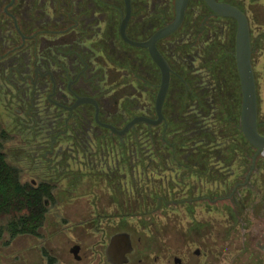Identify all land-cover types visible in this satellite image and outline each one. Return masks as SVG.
<instances>
[{
	"label": "rangeland",
	"instance_id": "374dc122",
	"mask_svg": "<svg viewBox=\"0 0 264 264\" xmlns=\"http://www.w3.org/2000/svg\"><path fill=\"white\" fill-rule=\"evenodd\" d=\"M91 1L96 6H104L106 8V20L104 24H101V29L103 30L97 31V33L96 30H85L84 37H81L83 41L81 42L78 55L87 65L85 70L87 69L88 77L92 79L95 88H99L100 86L102 90H105V93L107 92L106 98L109 99L113 110H122V118L123 121L125 120L122 126L134 115L149 117L156 115L155 103L160 87L161 71L151 59L148 51L145 49H133L134 46L127 44L122 39L119 28L125 13V1ZM132 1L134 17L131 20L128 33L130 37H134L132 39L147 40L154 31L147 19L148 13L153 10L151 9L152 4L149 2L150 0ZM40 2L42 0H39ZM82 2L84 7L89 5L86 0H82ZM157 3L154 13L158 12L161 14V12L168 10V16H165V20H173L175 16V0H157ZM21 6L23 5L21 4ZM190 7L191 10L188 13L187 20L189 27H182L174 37L167 41L170 44L172 42L173 50L177 53L176 55H179V48L183 45L179 43L183 41L180 38L182 36H187L186 38L193 37L192 33H195V26L201 15L202 9L199 0H192ZM248 7L251 29L256 33L258 29L257 23H259V25H262L261 31L264 32L263 4L253 6L254 13H252L250 4ZM42 8L47 12L45 15L42 14V17L46 19L42 22L51 26L55 25V21L52 19H54V15L56 16V14L59 15L60 13H52L48 5H43ZM253 16L255 21H253ZM163 23L160 21L158 24L162 25ZM222 28H224L223 34L218 36L217 57L218 60L223 61V65L225 61H229L228 67H231L233 61L229 52H232V36L235 34V30L232 22L226 23V26L224 24ZM49 29L51 32H54L57 28ZM188 31L191 35L187 33ZM35 32L28 31V34ZM10 34L12 38L18 39L16 31L10 32ZM47 34H50V32H47ZM43 35L42 38H51L49 35L47 37L45 33ZM85 37H89L90 41ZM38 42V45L36 44L37 48L44 41L38 39ZM47 42L45 44H48ZM194 44L196 43L194 42ZM261 48L264 49V41L261 42ZM45 49L46 47L44 51ZM258 52L261 53H255L254 55L256 62L255 74L261 77L264 67V50H259ZM104 54L105 58H103ZM174 57H172L170 62L174 64L175 70H177L180 67L178 64L180 61ZM99 63L105 64L107 74L99 71L97 67ZM200 66L203 67V65ZM198 67L199 65H196V68ZM223 67L225 68V66ZM228 71L230 72L228 75L226 74V68L223 70V73H220L223 74V80L227 75V82L232 76L231 70L228 69ZM3 77L5 76L3 75ZM0 78H2L1 75ZM193 80L194 77L192 78L191 87L193 90L189 92L175 79V75L172 76V87L169 90L168 100L164 105V115H166V120L168 121L165 125V129H168L167 142L171 143L173 141L171 136L175 135L173 132L177 129H180V134L177 136H181L179 139L183 138L184 141V134L189 130L185 119L188 117L185 111L189 106L204 107V115L207 118L206 124L210 125L211 128H216V133L212 130V134L207 136V139L217 138L218 140H229L231 142L235 140L237 152L231 148L226 154H223L224 159H229L230 161L236 156L238 161L235 162L236 165L232 166V168H240L244 164L245 159L243 157V144L240 138L242 135L238 132L236 133V129L233 127L234 121L232 115L235 112H233L232 99L226 93L225 88V93L219 96L221 107L219 108L218 106V109L215 111L216 116L221 118L222 122H216V118H213L214 111L209 107L206 109V105L210 106V102H207L203 89L209 91L208 84H204L203 82L197 84L200 79L195 78L194 82L197 85H194ZM224 81L226 83V80ZM259 82V90L261 91L260 107L264 115V83L263 80ZM228 84H230V81ZM195 86H200V88H196ZM0 91V111L3 112L10 103L4 100L5 89L3 90L0 87ZM70 101L74 100L71 99ZM9 107L13 110V107ZM144 111L148 113L146 114ZM5 118L6 114L4 116L0 115V121L2 119L5 120ZM61 123L62 121L56 126L59 132L57 131V136L54 138L53 143H44V139L34 140L28 134L29 137L24 136L28 144L22 141L15 146L12 143L6 146L9 162L15 163L23 169L24 181L40 182L48 180L52 183L54 189L52 190V195L43 197V201H47L48 211L44 226L40 229V235H20L9 246H5L3 242H0V264H41L43 260L40 254V246L44 247L45 245L69 252V247L76 240L71 232L80 228L76 224L89 213H96L97 211L104 215L103 219L109 215H114V218H106L107 220L102 221L100 225L108 232L106 240L112 233L118 231L130 232L132 233L134 248H136L138 253H145L147 249L152 248L154 264H174V256L181 257L185 264H205L209 259L199 258L195 254V250L198 248H202L203 250L205 247L216 253L214 264H230L231 261L234 264H264V224L257 223L256 219L251 218L252 216L246 213L243 199L237 204L239 216L236 215L231 204L227 202H215L216 185L213 179L210 182L209 171H206V169H193V167H187L188 169L178 168L177 159L174 160L170 157L171 151L169 148L164 153L161 151L154 153L153 151L155 150L148 152V156H150V153L154 159L152 162L145 160V167L142 168L139 162L137 163L133 160L131 164L130 159L123 160V154H128V152L122 151L119 148V144L113 143L114 139L108 137L103 139V141L98 139L97 143H94V145L102 144L104 146L103 151L100 149L102 151L100 154H102L96 155L99 158L98 160L96 159V162L98 167L102 169L106 167H120V181L123 188H118L119 186L117 187L113 180L110 187L111 190H107L109 185L102 180L103 177L100 174L87 175L88 171L86 168L88 167H82L79 162V160L81 162L84 161L82 157L78 161H64L60 164L61 167L58 170L55 169L56 160L51 152L58 151L63 145L74 147L76 144H79V142H76V139L72 140L70 136L66 137L64 135L66 127L64 128V125ZM23 125L24 127L30 125L29 127L34 128L33 123L24 122ZM68 134H71V131ZM74 134L76 133L74 132ZM96 135L105 136L107 133L102 131L96 133ZM186 136L187 140H192V136L195 137V133L193 135L186 134ZM143 137L146 136L142 131L138 139L145 140ZM29 138L30 140H28ZM174 140L177 142L176 136ZM127 143L126 145L131 147L133 141L131 142L128 139ZM178 148L179 146L176 147L175 152L179 151ZM78 149L76 150L80 152ZM155 158H158V160ZM164 159H167L165 160L167 169L172 167L175 172L166 170V173L161 174L159 177L153 171L155 166L162 164L161 160ZM69 162L70 165H68ZM78 162L79 164H77ZM67 167L69 168L68 170H66ZM130 167L134 170H130ZM62 170L68 172L70 175L62 174L63 172H60ZM194 170L203 172L202 178L199 179L195 175H192L193 172H196ZM183 174H187V178H182ZM163 177H166L164 182L161 179ZM175 177L179 180L181 179V183H177ZM258 178L259 183L264 185V170H262ZM227 179L231 180L233 178L227 175ZM253 179L256 180L255 177ZM124 184L128 186L125 187ZM145 187L151 190L146 193L147 195L145 194ZM131 188H138L139 195L136 191V195L134 196L136 200H138L139 196L141 197L138 202H134L132 198L125 196V192H130ZM245 194L248 195L247 192ZM249 194H251V191ZM97 198L101 201L99 209L97 208V204L96 208L92 205ZM255 199H260V197L255 196ZM82 229L85 228L83 227Z\"/></svg>",
	"mask_w": 264,
	"mask_h": 264
},
{
	"label": "flooded vegetation",
	"instance_id": "af4514ba",
	"mask_svg": "<svg viewBox=\"0 0 264 264\" xmlns=\"http://www.w3.org/2000/svg\"><path fill=\"white\" fill-rule=\"evenodd\" d=\"M28 1L29 0H23L21 2H18V0H0V75L2 76V78L6 77V79L11 78L12 76V78L18 79L21 82L20 85L24 90L26 99L30 101L27 112L30 120L27 119L26 123H32L33 117L36 115L44 124H47L48 122V125H50L51 128L45 131L46 136H41V139H44V143L54 142V138L57 136L56 133L57 131L59 132V130L56 129V126L60 121H62L61 124L64 125V128L66 127V129H64V135L66 137L70 136L72 140L76 139L77 143L79 142V144H76L74 147L63 145V147H60L58 151L51 152L54 156V159L57 161H55V169L58 170V168L61 167L60 164L64 161H78L79 159H81L80 157H82L84 161L81 162L79 160V162L82 167L84 166L89 168H86V170L88 171V176L89 174H100L103 177L102 180L109 185L107 190H111L110 187L112 186L113 180L114 184L117 185V187L119 186L118 188H123V185L121 184L122 182L120 181V167H106L104 169L98 167L96 159L98 160L99 158L96 155L99 156L102 154H100V152L103 151L104 146L102 144L94 145V143H97L98 139L103 141V139L110 137V139H114L113 143L116 142L117 144H119V138L128 134L131 129L138 124H146L149 126H158L160 124H164L165 126L168 121L166 120V115H164V107V117L160 124L150 125L148 123L141 122L137 125H134L126 134L119 135L117 133H114L110 128L104 127L102 124L97 122V107L94 104L83 103L74 106L79 97L93 98L99 106V120L102 123L110 124L117 129H122L130 120L138 116L134 115L130 120H128V122H125L124 126H122L123 122L125 121H123L122 118V110H113L109 99L106 98L107 92L105 93V90H102V87L100 86L99 88H95L94 83H92V79L88 77V72L86 71L87 69L85 70V68H87L86 63L78 55L79 49L81 48V42L83 41L81 37H84V31L96 30L97 33V31L103 30L101 29V24H104L106 20V8L104 6H96L91 0H86V2L89 3V5L86 7L83 6L82 0H48L46 2L45 0H42V2L40 3L39 0ZM191 1L192 0H189L184 21L178 30L182 28L185 21L187 20V12L190 8L189 6L191 5ZM217 1L224 2L238 8L248 18L251 36V61L257 92V125L258 130L260 129L259 132L264 135V115L261 112V91L259 90V81L263 80L264 83V67L263 75H261V77L256 75V62L254 57L255 53L263 52H258L259 50H264L263 48H261V42L264 41V32L261 31L262 25H259V23H257L258 29L257 32L254 33V30L251 29L250 18L248 16V5L250 4L252 13H254L252 7L261 4H263L264 6V0ZM149 2L152 4L151 9L153 10L148 13L147 19L151 23L150 25L152 30H154L151 34L152 36L157 30L171 23L174 20L175 16L171 21L165 20V16H168V10H165V12H161V14H159L158 12L154 13L156 11L155 7L158 4L157 0H150ZM199 2L201 5L205 4L206 7L210 8L206 0H199ZM247 3L248 5H246ZM21 4L23 6H21ZM43 5H48L52 13H60L59 15H54V19H52L55 21V25L51 26L46 24L45 22H42L43 20H46L44 17H42V14L45 15L47 13L45 9L43 10ZM205 6L204 8H201L202 11L200 13L205 17L203 19L204 24L202 26H195V28L198 30H204L205 37L202 40V43L206 46L204 47L203 51H201V54L196 53V55H199L202 58V60H200L203 63L204 70L207 66L208 61L217 55L218 16H221L217 11L210 8V16L207 17V10ZM133 9L134 8L132 1V13L127 27V33L128 28L131 24V20L134 17ZM226 18L232 21V25L235 30V34L232 36V52H229V54L232 58V61L234 60L237 66L239 80H235L232 78L230 80L229 87H227L229 90V97L230 99H232V103H234L233 98L236 91H240V93L242 94V84L237 64L238 21L233 17ZM160 21L164 23L162 25H159L158 23ZM253 21H255L254 16ZM55 27L57 28L56 31L51 32L49 28L55 29ZM14 31H16V33L18 34V39L12 38L11 36L10 32ZM28 31L36 32L28 34ZM47 32H50V34H47ZM176 32H174V35L176 34ZM43 33H45L47 37L49 35V37L51 38H42V36H44ZM172 35L173 34H171L170 36ZM167 38L168 36L160 39L157 42V48L169 63L172 72L171 75L174 76L176 72L171 66L170 60H172L173 56L176 57V54L173 50V46L170 43H167ZM184 38L186 37L182 36L180 40H183ZM38 39H41L44 42L40 43L37 48L36 44L39 43ZM86 39L90 41L89 37H87ZM208 39L210 40L209 42ZM45 42H47L48 44H45ZM197 44L201 45L199 42ZM207 45H209V47H207ZM45 47L46 49L44 51ZM85 48L88 49L87 47ZM208 48L210 49L209 58H207ZM146 50L148 51V49ZM205 51L206 56L204 55ZM103 58H105V54L103 55ZM97 67L100 72L107 74V68L105 67L104 63L97 64ZM211 68L215 69V67L213 68L212 66H210V69ZM3 75L5 77H3ZM71 99H73L74 101H70ZM144 112H146V114L148 113L147 111ZM150 118H157V114L151 116ZM33 124V126L36 125L35 123ZM29 126L30 125L26 126V128H32ZM69 127H71V129H69ZM33 129L34 128H32V130ZM41 129L39 131L40 133L43 132ZM69 131H71V134H68ZM102 131L104 133H107V135H105L106 137L102 135H96V133ZM74 132L76 134H74ZM76 149H78L80 152H78ZM70 162L68 163V165H70ZM79 162L77 164H79ZM68 169L69 168L67 167L66 170ZM130 170L134 169L130 167ZM60 172H63L62 174H67L68 176L70 175L68 172L63 170ZM101 184H103V182H101ZM124 185L125 187L128 186L126 184ZM135 195V188H131L130 192H125L126 197H130L134 202H138V200L134 198ZM96 204L97 208L99 209L101 207V201H99L98 198L95 199V201L92 203L94 208H96ZM103 217L104 215H102L98 211L96 213H89L82 220H80L78 224H76L77 227H80L79 229H75L74 231L72 228L73 231L71 232V234L76 240H74L73 245L69 247V252H64L59 248H54L52 246L48 247L47 245H45L44 248L47 250L49 257L53 259L52 264H154L152 257L153 254L151 251L152 248L147 249L145 253H138L133 245L132 233L127 232L130 236H123L118 240H114V238L118 234L125 232L118 231L110 234L108 236V239L106 240L108 232L100 225L102 224V221L107 220L106 218H114V215H109L105 217V219H103ZM83 227L85 229H82ZM126 243H128V246L125 245ZM44 248L43 246H40V254L43 260V263L41 264H51L48 256H46L44 253ZM130 249L131 252L129 251ZM208 250L209 249L207 247H205V249L203 248V250L202 248H198L197 250H195V254L199 256V258L203 257L204 259H209V261L205 262V264H214L216 253L211 249L209 251ZM157 259H159V257H157ZM173 261L174 264H185L179 256H174ZM230 264H234L233 261H231Z\"/></svg>",
	"mask_w": 264,
	"mask_h": 264
},
{
	"label": "trees",
	"instance_id": "16d2710c",
	"mask_svg": "<svg viewBox=\"0 0 264 264\" xmlns=\"http://www.w3.org/2000/svg\"><path fill=\"white\" fill-rule=\"evenodd\" d=\"M204 6L205 4H202L201 8H204ZM205 8L207 10L206 16L209 17L210 8L206 6ZM190 10L191 7L187 12V20ZM204 18V15H201L196 25L202 26L204 24ZM187 20L182 27H189ZM225 22L231 23L232 21L226 17L218 16L217 37L223 34L224 28H222V26H224V24L226 26ZM187 33L191 35L189 31ZM192 35L193 37L184 38L183 41L179 42L181 45L183 44L181 48H179V55H176L177 60L180 61V63H178L180 67L175 70L176 68L174 67V64L170 62L171 66L173 65L172 67L176 72L175 79L179 81L181 85L189 92L193 90V88H191L193 77L194 80L195 78L200 79L197 84L200 82L208 84L209 91L203 89L204 94L207 97V102H210V106L206 105V109H208V107L211 108L214 111L213 118H216V122H222L221 118H218L215 112L218 109V106L219 108L221 107L219 96H222L223 93H225V88L226 93L229 94L227 87H229L228 82L232 78L239 80L237 66L234 60L233 65L231 63V67H228L229 61H225V64L223 65V61L218 60L216 55L211 59L212 62L211 60L208 61L204 70L203 67L200 66L203 65L201 61L202 58L199 55H196V53L201 54V50L203 51L204 47L206 46L202 43V40L205 37L204 30L196 29L195 33H192ZM172 37H174V33L172 36H168L167 39L169 40ZM130 38L134 37L131 36ZM209 41L210 40L208 39V42ZM194 42L196 44H194ZM198 42L201 45L197 44ZM197 46H199L201 50H199V47L196 48ZM208 46L209 45H207V47ZM133 49L144 50L143 48L137 47H133ZM175 54L177 53L175 52ZM204 55L206 56V51L204 52ZM209 57L210 49L208 48L207 58ZM196 65H199V67L196 68ZM210 66L213 68L215 67V69H210ZM223 66L226 68L227 75L230 74L228 69H230L232 72V76L228 82L227 75L224 77L226 83L223 80V74H220L223 73V70H225ZM20 84L21 82L18 79L12 78V76L11 78L7 79L6 77L0 78V87L3 90L5 89V94L2 93L5 96L4 100L10 103L9 106L13 107V110L7 106L5 111H0V115L4 116V114H6L5 120L2 119L0 121V242H3L5 246H9L13 240L20 235H40V229L44 226L46 213L48 211L47 201H43V197L52 195V190L54 189V186L48 180H42L40 182L37 181L36 183L33 181H24L23 169L17 164L11 163L8 160L9 156L6 152L7 144L10 145V143H12L15 146L22 141L28 144V141L24 139V136L29 137V135L34 140H41V136H46L45 131L51 128L50 125H48V122L47 124H44L36 115L33 117L32 121V123L36 124L34 129L32 130V128L24 127L23 123L27 122V119L30 120L29 116L27 115L30 101L26 99V95L24 94V90ZM197 84L194 82V85ZM171 87L172 82L170 89ZM195 87L200 88V86ZM233 99V112H235V114L232 115L234 121L233 127L236 129V133L238 132L242 135L240 138L243 144V157L245 159L244 164L240 168H232V166L234 167V165H236L235 162L238 161L236 156H234L230 161L229 159H224L223 154H226V152L231 150V148L233 151L237 152L234 142L235 140H232L231 142L229 140H218L217 138L211 140L207 139V136L212 134V130L216 133V128H211L210 125L206 124L207 118L204 115L205 108L199 106L197 107L196 105L189 106L185 111L186 116L188 115V117L185 119L187 121L189 130L184 134V141L183 138L181 140L179 139L181 136H177L180 134V129H177L173 132L175 134L171 136L173 141L169 143L167 142L168 129H165L164 124H160L158 126L138 124L132 128L128 134L119 138V148L126 153L128 152V154H123V160L127 158L130 159L131 164L133 160L137 163L139 162L142 168L145 167V160L152 162L154 159L150 153V156H148V152L155 150L153 151L154 153L158 151L164 153L167 151L166 149L169 148L171 151L170 157L174 160L177 159L178 168L188 169L187 167H193V169H206V171H209L210 182H212L213 179L216 185V195L214 198L215 202H227L231 204L232 209H234L236 215L239 216L237 204L240 203L241 199H243L245 202L244 208L246 207V213L251 215V218L256 219L257 223L264 224V185L259 183L258 180V176L261 174L262 170H264V155L261 154V152H257V148L251 145L242 131V94L240 91H236ZM40 129L43 131L42 133L39 132ZM142 131L145 133L146 137H143L145 140H140V138L138 139ZM193 133H195V137L192 136V140H187L186 134L193 135ZM175 136L177 137V142L174 140ZM220 136L222 135L220 134ZM128 139H130L131 142L133 141L131 147L126 145L128 144ZM28 140H30V138ZM182 142H184V144H182ZM177 146H179V151L177 150V152H175ZM155 159L158 160V158ZM165 160L167 159L161 160L162 164L157 165L154 168L153 173H157L159 177L161 174L166 173V170L175 172L172 167L167 169ZM186 175L187 174H183L182 178H187ZM192 175H195L200 179L202 178L203 172L196 171L193 172ZM227 175L233 179H227ZM205 176L207 175L205 174ZM254 177L256 180L253 179ZM161 179L163 180L162 182H164L166 177ZM175 179L177 183H181V179L179 180L177 177H175ZM197 183H199V181H197ZM144 190L146 194L150 189L145 187ZM136 191L139 195L138 188H135V192ZM250 191L251 194H249ZM245 192H247L248 195L245 194ZM255 196L260 197V199H255ZM140 199L141 197L139 196L138 200ZM6 236L7 238L5 239ZM43 250L52 264L53 259L49 257V254L45 248Z\"/></svg>",
	"mask_w": 264,
	"mask_h": 264
},
{
	"label": "water",
	"instance_id": "95a60500",
	"mask_svg": "<svg viewBox=\"0 0 264 264\" xmlns=\"http://www.w3.org/2000/svg\"><path fill=\"white\" fill-rule=\"evenodd\" d=\"M125 1V15L120 25V35L122 39L129 45L148 49L149 54L153 61L159 66L161 70V81L159 91L156 97L155 109L157 118H150L145 115H138L130 120L122 129L102 123L99 118V106L97 102L91 97H79L74 106L83 103H92L97 107L96 120L104 127L110 128L114 133L119 135L126 134L134 125L144 122L150 125H158L163 120V107L169 91L172 72L169 63L162 56L157 48V42L170 36L176 32L184 21L189 0H175V18L165 27L157 30L147 40H134L129 37L127 27L132 13V0ZM208 6L217 11L221 16L233 17L238 21V36H237V64L242 84V110H241V126L242 131L247 140L257 148V152L264 155V135L258 130L257 125V92L255 85L254 72L252 67V51H251V36L250 26L247 16L238 8L217 0H206ZM123 236H130L129 233H120L114 240H118ZM129 243V242H128ZM128 243L125 245L128 246ZM131 252V249L129 250Z\"/></svg>",
	"mask_w": 264,
	"mask_h": 264
}]
</instances>
